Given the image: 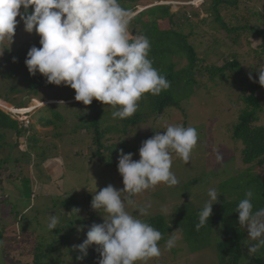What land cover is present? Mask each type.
I'll return each instance as SVG.
<instances>
[{"label":"trees","instance_id":"16d2710c","mask_svg":"<svg viewBox=\"0 0 264 264\" xmlns=\"http://www.w3.org/2000/svg\"><path fill=\"white\" fill-rule=\"evenodd\" d=\"M147 1L149 2V0L145 2ZM258 1H263L261 4L264 7V0ZM119 3L123 8L135 13L140 0H119ZM186 7H180L174 13H172L171 5H162L159 8L151 7L136 14L129 25L128 29L132 35L146 36L149 39L151 44L149 59L152 60L153 67L170 82V87L159 95L144 94L138 101V110L131 117L109 118L107 114L113 113L119 106L116 108L110 105L104 106L101 102L93 99L92 104L87 107L81 102L66 107V109L73 110L74 114L72 113L71 118L77 120L74 127H69L70 123L63 115L62 110L48 105L35 113L33 118H36L37 124L32 123L27 129H23L19 121L0 110V157L3 156L0 160V184L7 181L4 180L6 179L4 169L7 166L16 167L24 160L26 163L30 162L33 157L32 150L36 154L37 160L43 164L55 160L61 154L59 152L58 155L50 157L52 156L50 154L53 153L54 140H64L66 134L71 133L67 144L74 146L77 142L75 137L80 134V131H87L93 135L87 157L82 155L89 161L88 163L99 159L101 167L118 168L120 150L123 149L125 154H136L142 142L153 136L154 131L152 133L146 131L147 125L151 121L155 122L154 120L160 113L173 108L180 109L183 104L189 103L197 91L202 89L201 87H206L205 80L208 85L211 82L220 84L234 82L238 88L236 91L237 102L241 108L238 112V119L232 128L231 139L238 148L241 167L237 169L236 174L226 177L217 185L221 195L219 203L212 205V215L209 217L208 223L199 229L196 227L199 223V213L205 203L200 207H196L192 203H185L183 206L173 209L168 217L157 215L144 221L162 233V239L158 242L159 246L166 243L170 234L179 231L183 234V243L192 253L212 247L215 253V264H264V246H261L255 253L249 252L247 230L239 225L236 212L238 203L245 198V193L249 190L253 192L254 210L264 208V175L257 172L259 168L264 167V123L260 117V114L264 112V87L258 83L257 72V69H264V20L261 21L260 14L252 12L253 9L241 0H204L198 10L193 6V10L185 13ZM201 14L210 17L202 19V22L205 24L209 22L208 19H211L212 31H224L227 32L226 35H236L231 39V46L226 53L219 50L222 48V41L213 36L212 46L206 49L209 53L206 52L203 57H200L195 45H192L189 37L183 33L184 28L191 27V20L201 19ZM255 18L256 20H254ZM22 24L21 22L16 30ZM256 38L262 41L257 50L239 52L242 39L248 41L247 45L249 46L252 39ZM14 42L15 39H13ZM3 47L8 48L4 50L2 60L0 58L1 100L15 104L11 95H21L19 105L18 103L15 105L20 109L28 106L27 103H30L32 99H38L42 103L56 101L55 98L47 97V92L50 89H72L69 86L49 84L46 78L38 72L35 76L30 75L25 62L21 60V55H18L14 50V45L9 47L0 44V49ZM252 52L254 53L253 60H249L248 57H252ZM211 55L215 56L217 60L209 62L208 57ZM24 58L26 59L25 56ZM183 59L187 63L184 67H180ZM249 73L252 75V80L249 79ZM24 97L29 98L23 100ZM37 127L42 129L52 127L53 133L42 134L40 132L42 135L41 137L39 135V139L36 136L39 134ZM31 131L36 134L29 138V142H33L32 146L28 151H20L18 140L25 132L30 133ZM14 135H16L17 141H12ZM45 140H49L46 141L48 143H45ZM12 144L15 146L13 147ZM67 152L65 150L64 158L69 157ZM198 182L199 180L195 179L190 181V185L196 187L199 185ZM8 183L17 184L11 181ZM28 187L31 191L29 183ZM51 191L56 192L57 188L56 191L55 188L49 192ZM88 199H92V197ZM66 202L72 201L63 203L66 204ZM0 204H3V201L0 200ZM95 215L96 213L91 218H95ZM83 223L82 220H79L72 225L71 223L65 226L59 224L53 231L47 230L52 238L56 237L58 241L67 240L69 242V234L75 231L74 226L79 224L84 227ZM5 228L0 230V242L5 239L3 235L6 234ZM60 245L61 243L59 244L57 240L53 239L49 246L44 247L45 254H35L31 264L62 263L63 260L58 258L61 257L58 251ZM97 247L95 244L91 245V248L87 249V255L80 261L85 264H98L100 256L96 250ZM82 255L79 252L77 257Z\"/></svg>","mask_w":264,"mask_h":264},{"label":"clouds","instance_id":"9594fccd","mask_svg":"<svg viewBox=\"0 0 264 264\" xmlns=\"http://www.w3.org/2000/svg\"><path fill=\"white\" fill-rule=\"evenodd\" d=\"M133 19L134 13L123 8L119 0H0V43L6 40L11 45L22 22L26 32L35 31L40 37L41 47L32 46L25 59L30 75L38 72L49 84L69 86L75 90L74 99L85 106L91 105L93 99L104 106H119L112 115L125 119L138 110V101L144 94L159 95L170 87L149 59V39L129 33ZM6 48L0 49V56ZM257 72L258 83L264 87V69ZM249 79L252 80L251 73ZM46 102L7 112L27 129L36 124L33 117ZM25 119L30 120L29 125H25ZM197 142L195 128L170 124L163 133L157 132L142 142L139 160L121 149L118 172L124 188L118 190L109 184L93 196L92 209H103L108 216L103 217V223L92 224L86 239L73 246L83 254L77 259L82 260L93 244L98 246V264H136L159 257L162 233L140 218L148 215L150 205L140 207L131 197L161 183L177 185L178 178L171 171V151L187 163ZM217 159L222 157L218 155ZM122 193L129 196L122 197ZM220 195L214 188L208 190L210 201L218 202ZM252 197L253 192L247 191L236 212L239 225L246 228L253 242L248 250L255 253L264 246V208L254 210ZM213 204L206 203L199 213L197 229L208 223ZM128 207L137 214H130ZM73 211L77 214L78 209ZM59 223V217L52 214L47 229L53 231ZM174 244L175 237L170 235L166 247L171 249Z\"/></svg>","mask_w":264,"mask_h":264},{"label":"rangeland","instance_id":"374dc122","mask_svg":"<svg viewBox=\"0 0 264 264\" xmlns=\"http://www.w3.org/2000/svg\"><path fill=\"white\" fill-rule=\"evenodd\" d=\"M145 1L140 0L134 16L151 7L156 6V8H159L162 5H171L172 13L177 12L180 7L187 6L185 8L186 13L193 10V6L195 7L194 9L198 10L204 3V0ZM241 1L246 2L253 9L252 12L260 14L259 18L261 21L264 20V7L261 4L263 1ZM208 17L206 14H201V19L192 18L194 20H191V27H186L183 30V33L189 37L190 43L195 45L200 57H203L206 52L209 53L206 49L212 46L213 36L222 41V48L219 50L223 53L229 50L231 39L236 37L235 34L226 35L225 33L227 32L224 31H212L211 19H208L209 22L205 24L202 22V19ZM17 19L19 20V17ZM128 31L132 34L129 29ZM13 39H15V42L11 45L6 40L0 44L9 47L14 45V50L18 55H21L23 62H25L24 56H27V52L32 46L41 47L39 44L40 37L35 31L33 33L26 32L23 24L15 31ZM242 40L241 49H239V52L241 51L242 53L249 50L255 51L262 44V41L257 38L252 39L249 46L247 45L248 41ZM219 50L218 52H220ZM253 55L254 53L252 52V57H248V59L253 60ZM0 58L2 60V56ZM208 58L209 62L217 60L213 55ZM186 63L187 61L183 59L180 67H184ZM204 84L206 87H201L202 89L197 91L189 103L183 104L180 109L173 108L160 113L158 118L154 120L155 122L151 121L147 125L146 131L150 133L154 131L153 135L157 132L163 133L170 124L193 127L197 130L198 142L192 150L190 160L187 163L177 153L170 150L172 159L171 171L178 178L179 183L177 185L167 186L161 183L150 190L132 195L131 198L135 200L136 205L140 207L150 205L148 215L140 217L142 220L157 215L168 217L173 209L175 210V208L181 207L185 203H192L196 207H200L207 202L218 204L219 198L218 202L210 201L208 190L214 188L219 194L217 185L226 177L236 174L238 172L237 169L241 167L240 155L237 152L238 148L231 139L232 128L238 119V112L241 108L237 102L238 94L236 91H238V88L234 82L221 84L211 82L208 85L207 80H205ZM47 97L57 100L54 103L46 102V106L53 105L55 108L62 110L64 112L63 115L70 123L69 127L76 126L77 120L71 118L73 110L66 109L67 106L78 102L74 99L75 90L50 89L47 92ZM11 98L16 102L15 104L7 103L0 99V110L6 114H8V110L18 109L15 105L17 103L19 105L21 95H11ZM28 98L24 97L23 100ZM38 103H40L38 99H32L27 104L36 106ZM81 104L83 103L81 102ZM46 115L49 116V114ZM107 117H113L112 113L109 112ZM260 117L264 123V112L260 114ZM37 128L39 134L36 135L34 131H31L30 133L25 132L20 137L18 140L20 151H28L29 147L32 146L33 142H29L30 137L36 135L39 138V135L41 137L42 134L53 133L52 127L48 129ZM88 134L89 132L87 131H80V134L75 137L77 142L74 146L67 144L71 138V133H67L64 140L55 139L53 153L50 154L52 155L50 157L58 155L59 152L61 154L55 160L43 164L37 160L33 150H30L33 156L30 162L26 163L24 160L16 167L7 166L4 169V174H6V179L4 180L7 181L4 184H0V199H4L3 204H0V230L6 227V234H3L5 239L0 244V264H31L33 262L32 257L35 254H45L46 250H44V247L49 246L53 239L57 240V243H61L60 248H58L61 257L58 258L63 261L60 264H85L75 259L79 250L73 246L81 244L86 239V233L92 224L103 223V217L107 218L108 216L103 209L98 211L92 209L91 201L93 196L109 184L118 190L124 188L123 178L119 174L118 168L107 169L100 166L99 159H95L92 163H88L89 161L85 159L93 141V135ZM146 134L148 135V133ZM13 140L17 141L16 135L13 136ZM46 141L49 140H45V143H48ZM7 143L9 144V142ZM12 146L14 147L15 145L12 144ZM65 150L68 151V158H64ZM82 155L86 156L83 157ZM218 155L222 159L218 160ZM2 157H0V160H2ZM139 158L138 151L133 155V159L139 160ZM257 172L264 175V167L259 168ZM195 179L199 180V185L196 187L190 185V181ZM8 181L16 182L17 184H11ZM28 183L31 186V191ZM19 184L22 185L20 186ZM51 187L55 188V191L57 188V191L49 192L52 189ZM127 196H129V193H122V197ZM89 197H92V199H88ZM65 201L72 202H69L71 204L68 205L69 203L67 202L66 204L63 203ZM73 209H78L77 214ZM127 211L133 215L137 214L133 207H128ZM95 213V218H91ZM52 214L58 216L59 224L64 226L70 223L72 225L82 220L86 229L80 231L79 229L83 226L77 224L74 226L75 231L69 234V242L67 240L58 241V238H52V235L47 230L48 217ZM66 230L68 231L69 229ZM18 231L20 232L18 233ZM170 235L175 237V244L171 249L166 247L165 243L159 246L161 250L159 257L137 261L136 264H215V253L212 247L192 253L186 244L183 243V234L178 231ZM247 240H249V244L253 243L248 236V232Z\"/></svg>","mask_w":264,"mask_h":264},{"label":"built area","instance_id":"2783aa9c","mask_svg":"<svg viewBox=\"0 0 264 264\" xmlns=\"http://www.w3.org/2000/svg\"><path fill=\"white\" fill-rule=\"evenodd\" d=\"M24 123H25V125H29L30 124V120L29 119H25Z\"/></svg>","mask_w":264,"mask_h":264},{"label":"crops","instance_id":"0c3cea01","mask_svg":"<svg viewBox=\"0 0 264 264\" xmlns=\"http://www.w3.org/2000/svg\"><path fill=\"white\" fill-rule=\"evenodd\" d=\"M1 201H4V199L2 200V199H0Z\"/></svg>","mask_w":264,"mask_h":264}]
</instances>
